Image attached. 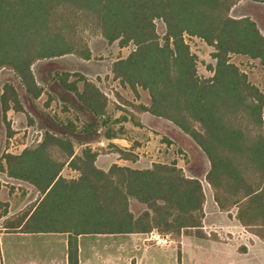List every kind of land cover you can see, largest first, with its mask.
Here are the masks:
<instances>
[{
	"label": "trees",
	"instance_id": "trees-1",
	"mask_svg": "<svg viewBox=\"0 0 264 264\" xmlns=\"http://www.w3.org/2000/svg\"><path fill=\"white\" fill-rule=\"evenodd\" d=\"M238 1L0 0V69L13 70L27 95L36 98L44 92L32 70L36 61L68 53L90 59L88 35L120 48L132 44L109 66L113 78L136 96L138 88L146 90L149 105L137 109L171 121L200 147L219 208H235L240 224L264 238V91L230 59L244 55L264 67V34L250 17L231 16ZM156 20L164 23L162 38ZM185 35L213 47L210 77L198 75ZM70 76L62 73L60 84L94 116L104 115L106 98L97 86L81 73L74 72L75 80ZM0 106L4 118L9 109H23L11 83L2 87ZM96 156L88 146L74 154L69 137L49 131L18 154L3 153L0 171L31 184L41 196L27 220L40 226L27 227L29 211L15 223L27 231L67 232L69 264H78L82 233L156 229L178 239L182 229H196L202 236L201 182L176 161L142 169L112 164L103 171L94 164ZM66 161L79 171L77 179L61 175ZM131 199L147 209L135 216Z\"/></svg>",
	"mask_w": 264,
	"mask_h": 264
},
{
	"label": "rangeland",
	"instance_id": "rangeland-1",
	"mask_svg": "<svg viewBox=\"0 0 264 264\" xmlns=\"http://www.w3.org/2000/svg\"><path fill=\"white\" fill-rule=\"evenodd\" d=\"M230 14L233 17H250L255 21L261 33L264 34V3L253 0H239L230 10ZM155 24L156 31L162 38L165 33L164 23L161 20H156ZM86 40L90 50H92L90 59H82L68 53L49 59H41L32 65L35 76L42 78V81H44L41 84L44 92L35 102L25 93L19 78L13 70L0 69V94L3 85L11 83L16 88L22 107L26 108V110L23 108L17 113L9 109L4 118L0 106V158L5 152H17L24 144L36 143L39 135L42 137L45 131L67 136L74 143L93 142L99 144L100 141H104L105 146H98L109 150L113 146L112 141L107 138L113 136L133 137V144H140V140L145 137L144 130L133 129L127 116L138 105L144 102L149 104L148 92L138 88V96H136L128 86H122L118 79H114L109 71L111 63L117 58L127 55L132 50L133 45L130 44L120 48L117 42L109 44L101 36L88 35ZM185 41L196 57L198 75L202 78L210 77L213 74L212 68L215 64V59L212 57L213 47L196 36L185 35ZM160 42H162V39ZM230 59L247 74L252 83L264 90V67L260 65L258 60L249 59L239 54L231 55ZM78 62L87 64V74H81L93 82L106 98L103 117L100 116L99 118L89 112L76 99L75 94L65 90L58 80V77L64 72L71 73L69 81L75 80L74 72L80 73L76 71ZM78 88L82 89V82H78ZM7 126L12 131L10 136H8ZM172 126L173 129L168 134L173 139L160 133L156 128L151 129L153 134L160 135V140H167L164 151L159 150V152H162L161 156L167 162H170L172 159L177 161L172 154L177 155L180 168H184L186 172L199 175L200 179L206 184L204 173L206 164H208L206 154L187 134L177 128L176 125ZM145 129L149 130L146 126ZM0 184L4 186V198L13 197L15 209L24 205L22 213L15 215L5 213L0 216V232H2L8 231L9 229H6V226L12 222L15 223L16 218L22 216L25 210H30L39 200L40 194L30 184L7 178L2 173H0ZM13 194L14 196H12ZM4 210H7V205L5 202L0 201V213ZM231 210L235 211V208H231ZM35 226H40V224L34 220L27 224V227ZM222 235L225 237L224 234ZM7 238V236L0 238V263L2 261V264L8 262Z\"/></svg>",
	"mask_w": 264,
	"mask_h": 264
},
{
	"label": "crops",
	"instance_id": "crops-1",
	"mask_svg": "<svg viewBox=\"0 0 264 264\" xmlns=\"http://www.w3.org/2000/svg\"><path fill=\"white\" fill-rule=\"evenodd\" d=\"M76 65V71L87 74L88 66L85 62H78ZM35 79L40 86L44 82L42 78L35 76ZM31 98L35 102L40 98V95ZM142 105L148 106L149 104L144 102ZM23 108L26 110L24 106ZM12 111L18 112L14 109ZM28 114L32 116L30 112ZM14 116L16 115L14 114ZM127 118L133 129L144 130L145 137L140 140V144H133V137L121 135L107 138L112 141L113 147L110 150L98 146L100 142L104 141H100L99 144L73 142L74 154L80 155L82 149L90 147L92 151L97 152L95 166L103 171H107L112 164L142 169L151 167L155 162L169 163L161 156L162 152H159V150L164 151L167 140H160V135L153 134L151 129L156 128L160 133L169 137L168 133L172 131L174 124L148 111H140L137 107L135 110H131ZM145 126L149 130L145 129ZM169 138L173 139L171 136ZM29 145L24 144L17 152L10 153L18 154ZM117 148L122 150L125 155H120ZM172 156L177 159L178 167H181L178 156L173 154ZM172 161L174 160L172 159ZM67 162L60 172L61 175L68 179H77L79 171L70 167ZM206 165L205 176L210 167L209 161ZM184 172L188 177L199 179L203 188L205 201L202 226L200 227L202 236L194 233L195 229L189 231L182 229L178 239L169 233H160L156 229L119 233H82L77 236L78 264H264V238H260L240 224L236 218V209L235 211L220 209L207 181L204 184L199 175L186 172L185 169ZM0 173L13 179L8 177L5 172L0 171ZM3 189L4 186L1 184L0 201L6 203V213L11 215L22 213L24 205L15 209L13 197L4 198ZM37 202L30 210H25L29 213L24 221L27 222ZM129 207L135 216L147 209L144 203L136 199L130 200ZM29 222L30 220L27 223ZM22 227L23 224L12 222L6 226L8 231L0 232V238L8 237L7 264H69L67 232L27 231Z\"/></svg>",
	"mask_w": 264,
	"mask_h": 264
},
{
	"label": "built area",
	"instance_id": "built-area-1",
	"mask_svg": "<svg viewBox=\"0 0 264 264\" xmlns=\"http://www.w3.org/2000/svg\"><path fill=\"white\" fill-rule=\"evenodd\" d=\"M263 121H264V116H263ZM40 139H41V135H39L37 142L40 141ZM100 145L104 146V142H100Z\"/></svg>",
	"mask_w": 264,
	"mask_h": 264
}]
</instances>
